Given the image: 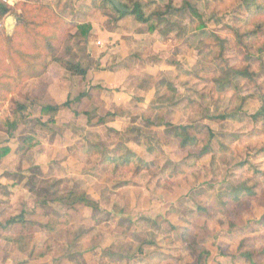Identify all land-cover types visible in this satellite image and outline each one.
I'll list each match as a JSON object with an SVG mask.
<instances>
[{"label":"rangeland","instance_id":"rangeland-1","mask_svg":"<svg viewBox=\"0 0 264 264\" xmlns=\"http://www.w3.org/2000/svg\"><path fill=\"white\" fill-rule=\"evenodd\" d=\"M55 1L32 0L27 15L37 23L56 16L66 24L59 58L103 72L110 82L125 55L112 49L129 33H147V42L135 52L142 81L137 86L156 94L142 107L133 97L145 125L116 131L99 122L106 113L121 112L108 110L105 98L120 92L122 84L115 89L88 85L79 92L84 77L49 59L53 68L47 76L46 71L25 79L9 92L0 87V148L10 149L0 160V227L21 213L26 227L31 225L22 242L18 226L0 228V264H264V125L250 118L264 95V31L245 49L232 30L246 16L249 0H122L130 7L147 5L146 24L133 16L119 18L104 0ZM17 10L0 18V77L6 83L14 74L4 55L8 40L26 49L22 35L13 39L14 29L6 33L7 17L24 23ZM86 24L92 30L86 38L72 36L75 26ZM110 50L118 61L102 68L93 61ZM181 74L178 93L174 87ZM164 81L170 87H163ZM65 86L68 107L53 118L43 116L37 100L56 103L47 98L50 93L64 101ZM190 91L197 100L191 120L197 121L199 144L180 151L176 131L158 127L164 119L175 120V109H189ZM78 92H88V99L75 101ZM17 103L29 116L9 133L4 118ZM208 113H226L229 120H207ZM207 144V155L188 161ZM125 159L131 161L126 167ZM243 184L254 196H246ZM69 192L85 194L95 207L54 200ZM21 245H27L25 251L18 250ZM32 250L46 253L35 256Z\"/></svg>","mask_w":264,"mask_h":264},{"label":"trees","instance_id":"trees-1","mask_svg":"<svg viewBox=\"0 0 264 264\" xmlns=\"http://www.w3.org/2000/svg\"><path fill=\"white\" fill-rule=\"evenodd\" d=\"M30 1L31 0H21V3L17 5V8H19L21 11L24 23L17 24L12 35L13 39L19 34L22 35L24 37L23 39L24 43L26 44V49H23L21 46L11 45V43H13L12 40H8V47L4 49V55L9 60L8 66H13L14 68L12 83L3 82L1 80L2 78L0 77V87L7 92L12 90L11 86L19 85L23 81H25V79H38L42 77L47 71L49 59L50 62L59 64L62 68H64L72 75L85 77L86 74L85 70H83L79 65L70 64L69 62L64 61L57 56L59 49L64 42V25L66 24L56 16H53L55 18L48 23H37L33 20L34 16L33 19H30V16L27 15V13H31L32 11L31 7L29 6ZM104 1L112 9V11L119 16V18H123L125 16H133L137 22L145 24L148 23L151 19L150 16H146L144 13V8L145 6L147 7V5H142L141 3L135 2L134 5L130 7L124 4L122 0H117L119 4L127 10L126 12H122L119 11L109 0ZM244 8L246 16L240 19L238 24L233 27L232 30L238 44L245 49H250L259 42V35L264 31V0H249L245 3ZM10 11L11 9L7 5H4L2 2H0V18H4L5 16H7ZM34 11L36 12L37 9H34ZM193 13L197 18L200 19L195 11ZM201 27L202 26H200V28ZM43 28H49V30H45L46 32H42ZM75 28L76 32L74 35H72L73 37H76L79 34L82 38H86L87 34L91 30V26L89 24L75 26ZM153 30L154 28L151 25L149 27V32H152ZM236 74L245 77L249 76L246 71H239ZM88 97V92L80 93L76 97L75 101L80 102L83 99H88ZM259 100L261 102V106L254 114L250 115V118L253 122H260L264 125V95H260ZM37 102L40 105L41 114L43 116H50L52 118L59 112L61 108H66L69 105L68 101L61 106L57 105L54 102H42L39 100H37ZM113 115L114 114L109 115L106 113L103 116L104 119L101 122H107L108 120H106L105 117ZM28 116L29 113L25 105L17 103L11 116L4 118V125L6 126L8 132L12 133L13 131H15L18 122L26 119ZM205 118L211 121L222 122L228 119V115L226 113H208ZM101 122H99V124ZM175 131L176 138L179 140L178 148L180 149V151H186L187 149L195 148L198 146L199 138L194 133V126H177L175 127ZM209 145L210 144H207L206 146L202 147L197 153H191L188 156V161L194 163L200 160L203 156L207 155L210 151ZM149 151L152 152V149H150ZM9 152V147L0 148V160L7 156ZM121 162L125 167L131 164V161L129 159L122 160ZM241 190H244L246 192V196H254V192L251 190V188H247L244 184L241 187ZM54 200L56 202L65 203L71 206L80 204L84 207H95V203L90 201L83 193L69 192L65 195L55 198ZM27 224L28 226H31L29 223ZM16 226H18L21 238L20 241L22 242L24 240V237L27 235L24 234V232L26 231L25 228H28V226L26 227V221L24 219L23 213L9 219L4 224V226H1L0 228H14ZM23 245H21L18 250L25 251L27 245L24 247ZM45 253V250H32V254H35V256H44Z\"/></svg>","mask_w":264,"mask_h":264},{"label":"crops","instance_id":"crops-1","mask_svg":"<svg viewBox=\"0 0 264 264\" xmlns=\"http://www.w3.org/2000/svg\"><path fill=\"white\" fill-rule=\"evenodd\" d=\"M38 1L39 0H37V2ZM41 1L42 2H51V0H41ZM0 2H2L4 5H7L10 9H16L17 10L18 8H16V7L19 3H21V0H0ZM57 2L58 1L54 0V3H57ZM19 12L20 11L17 10L16 13L18 14ZM13 20L15 21V18H13ZM15 26H16V21H15ZM15 26H14V29H15ZM93 29H94V26H93ZM147 35H148L147 33L146 34H136L134 32L129 33L128 36L126 37V39L124 38L125 41H121L119 46H117L115 49H112L114 51L119 50L120 53L123 52V53H125V55H122L120 57V64L117 62L118 67L116 68V71L113 73L114 78L109 80L111 83L103 80V77H102L103 72H98L97 70H93V69L92 70L91 69L85 70V72H86L85 77L83 79L82 78L79 79L80 80L79 82L82 86V88L79 92L85 91V89L88 85H92V86L100 85V86H103L105 89L114 87V89H115V88H118V86L120 84H122V90L120 92L115 91L116 93L114 92L113 94H109L105 98L106 105L109 106V107H107L108 110H110V108L119 107V108H121V112H119V114H117L114 118L108 120L107 122H103V123L101 122L99 124L100 127L113 128V130L118 131V130H121V128L123 126H125V125L127 126L128 124H132L133 126L145 125V122L141 119V117H139L137 115L138 110L135 108V106L133 105L132 102H133L134 96L137 98H140L142 100V102L138 103V107H140V106L142 107L144 104H147V103L149 104L150 101L154 98V96L156 94V91L151 90L152 89L151 87H149V89L147 91H144V90H141V88H138V86H137V84H140L142 81H141V78L139 77V74L141 71H139V68L137 66V62H139L138 55H137V53L135 54V52L139 46L141 48V46L144 45L145 42H147V40H148ZM153 38H156L155 34H154ZM155 40L157 41V39H155ZM109 52L110 53L108 55H105L103 58H100V59H98L99 57L96 58L94 56L93 61L96 62L97 64H99L101 68L104 66V63L111 64L112 60L114 62H115V60L118 61V58L116 57V55H113L111 57L113 51L110 50ZM133 55H134V58L132 57ZM111 58H113V59H111ZM189 62L191 63V61H189ZM52 65L53 64L49 65V70H47V73L45 76L50 74V71L53 68ZM185 74L188 75L187 72H185ZM182 77H183V75L181 74L179 76V78H177V81L179 83H177V85H175V87H174L175 89H177L178 93L183 91V89H182L183 85L181 84V80H184V78H182ZM190 81H191V79H190ZM68 82H70V81H68ZM62 84H66V83L62 82ZM165 86L170 87V86H168L166 81L163 82V87H165ZM65 90L67 92H66L64 101H63V99L58 100L54 96H53L54 99H52V96L50 93H48L49 97H47V98L50 100H55L57 104L62 105V104H64V102H66V100H68V96L70 94L68 86H65ZM79 92L77 94H79ZM194 92L195 91H193V92L190 91L189 92L190 94L187 97L189 109H185L183 107L175 109L174 114L172 115V116L175 115V117H174L175 120L167 121L164 119V121L162 123H160L158 129L162 128V129L166 130L167 128H169V129L171 128V129L175 130V127L185 126V125L196 127L197 123H195V122H197V121L191 120L192 110H196V107H191L192 102L196 103V101H197L196 97L194 98L191 96L192 93H193V95H195ZM61 112H60V114H61ZM85 112H87V110ZM112 113H113V111H112ZM90 116H91V113H90ZM166 117H168L167 114H166ZM227 120H229V119H227ZM227 120H225V121H227ZM80 121H81V119H80ZM83 122H84L83 123L84 128H87L86 127V122H87L86 118L83 119ZM168 124H170L171 127H169ZM89 128H90V126H89ZM175 138H176V136H175Z\"/></svg>","mask_w":264,"mask_h":264},{"label":"water","instance_id":"water-1","mask_svg":"<svg viewBox=\"0 0 264 264\" xmlns=\"http://www.w3.org/2000/svg\"><path fill=\"white\" fill-rule=\"evenodd\" d=\"M119 11L126 12L127 10L123 8L117 0H109ZM15 26V21L13 20L12 17H7L5 19V28H6V33L10 34Z\"/></svg>","mask_w":264,"mask_h":264}]
</instances>
